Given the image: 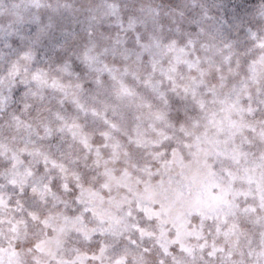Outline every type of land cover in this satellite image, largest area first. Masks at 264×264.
<instances>
[{"label": "clouds", "instance_id": "obj_1", "mask_svg": "<svg viewBox=\"0 0 264 264\" xmlns=\"http://www.w3.org/2000/svg\"><path fill=\"white\" fill-rule=\"evenodd\" d=\"M0 264H264V0H0Z\"/></svg>", "mask_w": 264, "mask_h": 264}]
</instances>
